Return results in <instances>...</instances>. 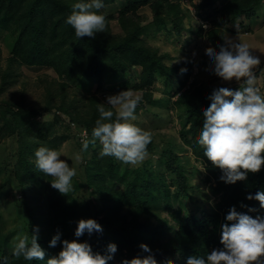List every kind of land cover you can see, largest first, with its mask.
<instances>
[{"label":"trees","instance_id":"1","mask_svg":"<svg viewBox=\"0 0 264 264\" xmlns=\"http://www.w3.org/2000/svg\"><path fill=\"white\" fill-rule=\"evenodd\" d=\"M77 2L80 0H0V29L13 26L17 30L6 65L1 60L0 46V140L15 139V154L7 162L22 196L26 198L35 188L37 196L42 199L45 210L37 215L38 221L43 216L47 219L50 214V223L46 222L45 232L37 239L45 251V259L27 261L23 257L8 255L0 246V264H47L48 258L58 255L63 240L73 239L86 241L94 253L102 255H107V246L115 243L123 256L122 263L125 259L148 255L140 248L142 243L149 246L157 264H167L176 256L182 260L181 264H186L192 255L206 257L213 249L223 247L220 243L221 226L227 222L225 217L233 206L253 218L264 215L259 201L247 199L249 194L254 196L258 191H264V166L259 172H249L246 180L229 184L220 179L222 171L203 155V149L197 143L203 113L210 104L209 97L214 89L219 88L216 86L218 76L191 79L192 63H169L170 53L152 46L148 37L162 29L176 36L188 32L191 36L205 37L211 47L218 49L225 36L236 33L228 23L232 19L251 21L260 16L259 7L264 5V0H198L194 2L195 14L182 0H102L104 8L100 11L106 16L107 26L94 39L78 38L65 22ZM144 5L151 8L153 17L146 23L140 13ZM207 9H211V13L203 17L211 22V26L205 28L199 24L196 27V15ZM113 17L118 19L120 32L115 33L111 28ZM239 26L243 28L244 22L241 21ZM204 63L212 64L207 60ZM15 65L27 70L33 67L53 70V77L45 75L42 78L44 94L40 101L28 103L24 94L19 101L3 97L20 79ZM134 66L140 67V72L133 91L142 94L137 108L150 105L156 108L153 112L157 117L167 118L171 112L169 103L178 107L182 120L176 135L182 140L181 146L190 149L197 159L203 161L210 188L216 195L213 205L204 209L200 217L187 214L181 218L174 235L166 240L164 237L172 228L170 221L161 212L150 208L149 201L190 196V171L182 164L183 159L171 139L164 140L161 153L168 169L176 175L173 193L169 191L165 178L162 177L160 183L155 180L153 169L147 163L134 169L136 176H130L128 169L118 167L115 157L101 156L99 149L87 159L86 180L77 178L67 194L53 188L52 177L45 176L35 166L34 154L39 147L57 150L68 139L69 134L60 132L63 124L68 128L86 129L87 138L92 139V129L100 116L99 107H110L98 94L105 75L124 76L131 73ZM159 77L167 80L172 88L171 95L176 98L168 99L156 93L154 84ZM95 78L96 92L81 94L74 87ZM42 115L51 118L42 120ZM65 115L71 125L64 121ZM148 132L152 140L147 150L153 151L156 134L151 127ZM117 183L123 184L124 188L116 189ZM93 194L100 196V206L89 198ZM82 218L95 219L103 231L76 237L75 230ZM57 233L60 239L51 246L50 241ZM107 264L119 263L113 256Z\"/></svg>","mask_w":264,"mask_h":264},{"label":"clouds","instance_id":"2","mask_svg":"<svg viewBox=\"0 0 264 264\" xmlns=\"http://www.w3.org/2000/svg\"><path fill=\"white\" fill-rule=\"evenodd\" d=\"M103 8L102 0H80L73 5V11L65 22L74 29L78 38L94 39L107 26L106 16L100 11ZM203 27L207 28V25ZM234 30L237 33L238 29ZM205 53L218 77L224 81L235 79L240 82L238 90L227 87L213 90L209 97L210 104L203 113L202 130L197 141L203 155L222 171L220 179L232 184L246 180L249 172H259L264 166V94H261L263 88L257 84L254 71L261 60L253 55L247 44L228 36L223 38L218 49L209 46ZM141 100L142 94L130 89L108 96L106 104L110 107H99L100 116L92 129V139H82V150H87L90 143L94 145L99 141L102 145L101 156H113L131 165L142 162L147 156V146L152 136L132 123ZM34 155L39 171L52 177L51 186L67 194L76 175L75 168L60 159L62 153L57 150L39 147ZM75 159L80 161L81 157L77 155ZM247 199L259 201L260 207L264 208V191H258L254 196L249 194ZM225 219L231 223L226 222L221 226L220 243L223 247L213 249L206 257L189 256L186 264H264V217L253 218L238 212L233 206ZM102 231V226L95 219L82 218L78 221L75 236L81 237L85 233L90 236L93 232ZM36 232H32L31 239L27 234L16 238L14 256L27 261L45 259V251L37 242ZM59 239L57 233L50 245L55 246ZM140 248L149 254L125 259L123 264H157L147 244L142 243ZM116 251L115 243H110L107 255H102L94 253L86 241L63 240L60 252L48 258L47 264H107ZM167 264L174 262L168 260Z\"/></svg>","mask_w":264,"mask_h":264},{"label":"rangeland","instance_id":"3","mask_svg":"<svg viewBox=\"0 0 264 264\" xmlns=\"http://www.w3.org/2000/svg\"><path fill=\"white\" fill-rule=\"evenodd\" d=\"M197 1L198 0H182V3L188 6L192 10V13L195 14L194 2ZM259 9L261 12L259 13L260 16L251 21L244 18V27L241 28V30L238 23L241 19L236 20L234 24H230V26H235L236 29H238L237 35H230V38L239 40V42L247 44L248 47H250L249 49H251L253 55L258 56L261 60V64L256 69H260L264 74V5L260 6ZM140 13L145 23L153 19L151 8L148 5L142 6ZM210 13L211 9H207L203 14L196 15L195 26L197 27L199 24L203 23V25H207V28H209L211 23L203 16ZM110 24L115 33L121 31L117 17H113V19L110 20ZM171 26L172 24L169 23V27ZM156 34L154 36L151 34L148 37V41L152 46L158 47L161 52H169L171 56L169 62L171 64H178L184 61H188V64H193L191 79L194 77L197 78V76L205 78L215 75L211 65L209 63H204L206 60L211 61L205 53V49L210 46V43L205 37L199 35L191 36L188 32L183 36H176L175 34L168 33L166 29H162ZM16 36L17 30L13 26L9 29H0V46L2 47L1 60L4 65H6L7 57L11 54ZM15 68L19 71L20 79L10 86L3 94V97L14 98L19 101L22 99V94H24L28 103L34 104L40 101L44 94L42 78L45 75L53 77L55 75L53 70L48 68L35 69V67L31 70H27L18 65H15ZM138 72H140V67L134 66L132 72L124 76L115 77L111 74H106L103 79L101 91H99L98 94H100L102 99L107 103V97L110 95H115L126 89L134 90V85L137 83ZM86 82L84 85H79V87L74 86L77 88V92L81 94L96 92L97 79H90V81ZM225 82L226 81L218 77L216 79V86L222 84L218 87H226ZM230 82L234 84L237 90L240 82H237L235 79ZM154 88L156 93L160 96L164 95L168 99L175 98L171 95L172 88L168 85L167 80L161 77L156 80ZM229 88L233 89L232 87ZM72 91L74 92L76 90ZM103 93H107L108 95L104 97L102 95ZM262 94H264V91ZM169 101L172 102L171 99ZM172 105V103H169L171 112L167 118L157 117L155 112H153L154 110L156 111V108L150 105L136 108L134 113L135 120L132 121V123L146 131L151 127L153 134H156L155 149L153 151L147 150V156L137 165L126 164L117 159L118 167L121 170L128 169V175L130 176H136V170L134 169L142 168L147 163V165L153 169L152 175L155 180L160 183L162 177L165 178L170 189L169 191L173 193L176 189V175L174 171L168 169L162 156L161 147L165 143L164 140L171 139L172 141L170 140V142L174 149L181 155L183 159L182 164H185L190 171V196H182L179 199L170 197L163 201H149L150 208L161 212V214L166 216L170 221L172 228L167 231L164 237L165 240L174 235L181 224V218H184L187 214H194L200 217L204 209L213 205L216 197L210 188L211 182L207 180V173L203 161L197 159L190 149L181 146L182 140L176 135L181 128V111L178 107ZM49 118H51L49 115L40 116L42 120H48ZM64 121L68 124L69 117L65 115ZM148 125H150V127ZM83 130L78 126L68 128L65 124L60 128V132L69 134V137L61 143L57 151L62 153L60 159L68 162L70 167L76 170V175L72 178V184L77 178L83 181L86 180L85 168L87 159L92 157L96 149L102 150V145L99 141L94 145L90 143L87 150H82ZM15 147L16 142L13 137L0 140V246H2V249L8 255L13 254L16 238L18 236L27 234L29 239H31L32 232H36L38 228L36 235L40 238L41 234L45 232L46 222L50 223V214L47 216V219L45 216L39 219V221L37 219V215L40 214L42 210H45L43 205H41L42 199L36 194L37 190H35V188L31 189L29 196L26 198L22 196V192L19 190L13 171L7 162V159H11L15 154ZM77 155L81 157L80 161L75 159ZM123 188V184L117 183L116 189L121 190ZM89 198L93 202H98L96 204L100 206L101 200L98 194H93L89 196ZM28 207L30 208L28 209ZM261 217H264V215ZM28 222H30V224ZM33 226L34 228H32ZM113 256L117 263L123 264L121 261L123 256L119 251H116ZM181 261L182 260L178 256L173 259L174 264H181Z\"/></svg>","mask_w":264,"mask_h":264},{"label":"crops","instance_id":"4","mask_svg":"<svg viewBox=\"0 0 264 264\" xmlns=\"http://www.w3.org/2000/svg\"><path fill=\"white\" fill-rule=\"evenodd\" d=\"M236 20H238V19H232L229 23H228V26L230 27V28H233V29H235L236 27L235 26H230V24H234V23H236ZM241 21H243L244 22V19H242ZM240 21V22H241ZM240 22H238V23H240ZM233 34V33H232ZM232 34H229L228 35V37H230V35H232ZM234 35H237V33H234ZM254 40H255V38H254ZM237 41H239V40H237ZM263 43V42H262ZM250 48V47H249ZM251 50V49H250ZM169 53V52H168ZM171 57V56H170ZM170 57H169V59H170ZM170 63V62H169ZM256 71H255V74H256V76H257V81H258V83L257 84H260L261 86H262V91H264V74H263V72H261L260 71V69H255ZM226 83V87L227 88H229V87H232L233 89H235L236 87L234 86V84L232 83V82H230V81H226L225 82ZM222 84H220V85H218V86H221ZM239 87H240V85H239ZM239 87L237 88V90L239 89ZM232 89V90H233ZM262 94V93H261Z\"/></svg>","mask_w":264,"mask_h":264},{"label":"built area","instance_id":"5","mask_svg":"<svg viewBox=\"0 0 264 264\" xmlns=\"http://www.w3.org/2000/svg\"><path fill=\"white\" fill-rule=\"evenodd\" d=\"M103 95L106 96L107 94L104 93ZM85 137H88V133L86 130H83V138H85Z\"/></svg>","mask_w":264,"mask_h":264}]
</instances>
